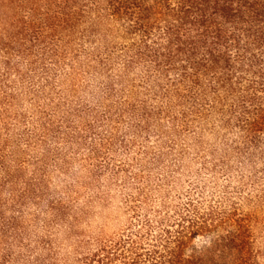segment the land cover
<instances>
[{"label": "trees", "instance_id": "1", "mask_svg": "<svg viewBox=\"0 0 264 264\" xmlns=\"http://www.w3.org/2000/svg\"><path fill=\"white\" fill-rule=\"evenodd\" d=\"M263 241L264 0H0V264H264Z\"/></svg>", "mask_w": 264, "mask_h": 264}, {"label": "rangeland", "instance_id": "2", "mask_svg": "<svg viewBox=\"0 0 264 264\" xmlns=\"http://www.w3.org/2000/svg\"><path fill=\"white\" fill-rule=\"evenodd\" d=\"M74 175H72V174H70V176L68 175V174H61V175H54V177H53V180H52V190L53 191H56V192H58V193H63V195H65V187H66V183L67 182H71V183H74ZM64 191V192H63ZM74 193L75 192H72V193H70L71 195H70V197H68V199H70V198H72L73 196H74ZM117 205V203H114V206L113 207H115ZM44 206L45 205H43L42 207L44 208ZM112 207V206H111ZM107 208H105V206L104 205H101V204H99V203H96V204H94L92 207H91V209H90V212L92 213V217L90 218V220H92V221H97V222H105L104 220H105V218H104V216L105 215H103V213H106L107 212ZM101 214V215H100ZM103 215V216H102ZM96 222V223H97ZM108 226H109V224H108ZM39 230V229H38ZM58 237L60 238V239H63L64 238V235H63V232H62V229H59V231H58ZM202 244H204V242L202 241V240H200V241H198L197 242V245H199V246H201ZM263 244H264V241H263ZM66 245H68L67 243H66ZM69 246V245H68ZM68 246L66 247V250L65 251H67V253H69V248H68ZM72 261H69V263L68 264H72L71 263Z\"/></svg>", "mask_w": 264, "mask_h": 264}]
</instances>
